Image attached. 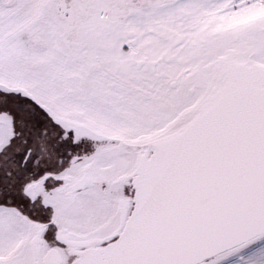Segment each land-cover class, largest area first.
Segmentation results:
<instances>
[{
    "label": "snow or ice",
    "instance_id": "1",
    "mask_svg": "<svg viewBox=\"0 0 264 264\" xmlns=\"http://www.w3.org/2000/svg\"><path fill=\"white\" fill-rule=\"evenodd\" d=\"M0 264H264V0H0Z\"/></svg>",
    "mask_w": 264,
    "mask_h": 264
}]
</instances>
